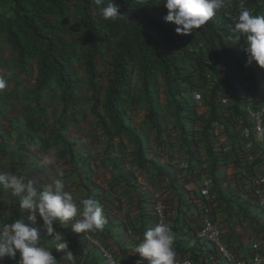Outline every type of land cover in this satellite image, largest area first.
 I'll return each instance as SVG.
<instances>
[{"label": "clouds", "instance_id": "1", "mask_svg": "<svg viewBox=\"0 0 264 264\" xmlns=\"http://www.w3.org/2000/svg\"><path fill=\"white\" fill-rule=\"evenodd\" d=\"M226 1L164 0L162 4L167 10L164 20L177 26L175 28L177 34L186 35L205 25L225 6ZM252 1L236 0V10L222 11L225 20L229 19L235 23L232 29L235 36L228 39L225 33H221L223 47L219 50L221 61L215 69V78H211V74L204 75L205 81L201 82L198 73L192 76L191 73V83L182 84L184 88L181 96L188 107L185 110L186 119L180 128L166 109L165 88L161 84L151 88L152 95L161 106L160 129L147 119L145 107L127 106L125 124L138 135L142 144L143 159L137 155L133 134L117 132L108 134L92 113L91 95L86 88L85 74L80 75V89L85 101L90 102L89 112L96 120L98 133L109 138L110 143L105 156L111 168L115 167L112 161L119 159L113 152V141L118 139L123 143L127 139L132 145V160L140 171L146 170L149 166H157L156 160L163 161L172 170L170 176L172 190L177 189L180 179L191 180L199 187L201 200L204 201L208 197L212 203L224 204L227 211L235 204L242 208L253 199L255 208L264 222V7L258 9L256 6L259 1L250 4ZM94 4L96 7L99 6V9L97 7L99 11L95 9L93 14L100 12L104 20H128L115 0H94ZM69 19L71 22H77L73 15ZM66 36L80 51L82 45L79 35L67 30ZM241 36L243 42L234 53L231 47L236 41L239 42ZM201 45L202 41L198 47ZM7 52L14 56L13 67L18 70V74L28 78L31 90L37 75L36 63L29 62V69L32 72L30 76L29 73L26 75L17 68L14 51L7 48L2 58ZM102 53L106 56L109 50L103 48ZM96 62L99 66L101 88L104 90L108 84L110 70L103 58H97ZM6 87L7 81L0 76V89ZM213 88L217 90V95L213 96L217 118H214L210 105L212 94L209 92ZM45 101L49 104L44 113L46 118L40 116L39 106L34 103L37 107L35 113L39 115L42 123L37 124L26 116L27 127L39 137L43 151H56L55 160L70 158L74 159L77 165L84 164L85 156L79 151L74 153L73 144L62 133V129L66 127L67 115L72 118L74 114L82 113L85 116L83 109L85 104L78 109L69 107L61 116L62 107L57 99L45 98L43 93L41 102ZM50 103L61 108L58 117L54 116L55 109H52ZM237 106L240 109L239 117ZM140 112L142 123L140 124L138 121L140 119L136 118L138 123L133 124V118ZM49 119H52L54 129L47 133L42 131L39 125L41 127L50 125ZM208 122L211 125L209 130ZM150 131L152 134L148 135ZM146 138L150 139L153 148L145 144ZM7 157L12 159L14 166L16 154L7 152ZM70 164H74L73 160ZM227 168L241 175L242 189L237 193H230L232 194L230 196L223 191L226 179L221 174L222 170ZM80 169L82 170L83 166ZM213 176L217 178L219 185H215ZM135 180L136 178L123 181L134 187ZM0 186L11 190L15 203L11 222L0 223V264H8V259H15L17 253L19 254L17 264H57L58 259L52 250L41 243L40 231L51 237L57 251L64 252V259L70 264H75V255L70 250L69 240L64 233L54 227L57 222L67 227L70 221H74L71 224L72 232L81 233V245L91 253L98 264H123L94 234L109 224L101 207L104 205L98 197L88 194L86 198L77 199L71 192L65 190L62 180L41 184L34 176L29 178L12 172L0 174ZM95 191L98 190L94 189ZM201 207L197 218L199 224L194 234L198 254L193 252L191 255H184L186 253L180 252L181 249L175 244L174 231L169 225V221L175 217V212L167 209L165 200L156 198L151 202L152 225L140 235H135L131 227L125 231L127 239L133 243L132 251L126 250L130 251L128 260L133 264H196L200 256L210 264H253L254 257L258 256L260 264H264L263 249L257 241H250L251 251L247 260L239 258L229 250L223 242L220 223L212 217L211 204L204 201ZM38 217L42 220L39 229L33 227ZM202 248L207 250L206 254L200 252Z\"/></svg>", "mask_w": 264, "mask_h": 264}, {"label": "trees", "instance_id": "2", "mask_svg": "<svg viewBox=\"0 0 264 264\" xmlns=\"http://www.w3.org/2000/svg\"><path fill=\"white\" fill-rule=\"evenodd\" d=\"M257 1L256 8H263L264 0ZM115 2L127 21L104 20L100 12L93 14L99 9L94 0H0V65L7 48L16 53V66L26 75L32 72L29 62L36 63L37 75L28 96L39 106L44 119L49 104L41 102L43 93L45 98H55L61 104V116L69 107L83 106L85 96L77 71L81 66L91 95L92 113L108 134H133L137 155L143 159L138 135L125 124L127 106L145 107L147 119L160 129L161 106L151 88L161 84L165 88L166 109L180 128L188 107L181 96L182 84L191 83L195 73L201 82L205 81L204 75L215 78L221 61L219 50L223 47L221 33L228 39L235 36V23L225 20L222 11L236 10L237 4L236 0H227L205 25L184 35L176 33V25L165 22L164 0ZM72 15L77 22L70 21ZM67 30L79 35L80 51L67 38ZM201 41L203 45L198 47ZM242 42L243 36L231 51L236 53ZM103 48L109 50L108 55L103 56ZM99 57L110 70L104 90L96 62ZM209 93L213 116L217 118L213 97L217 90L213 88ZM236 111L239 117L238 106ZM210 126L208 122V130ZM212 180L219 185L215 176Z\"/></svg>", "mask_w": 264, "mask_h": 264}, {"label": "crops", "instance_id": "3", "mask_svg": "<svg viewBox=\"0 0 264 264\" xmlns=\"http://www.w3.org/2000/svg\"><path fill=\"white\" fill-rule=\"evenodd\" d=\"M3 63L4 68L0 71V76L7 81V87L0 89V174L12 172L29 178L34 176L41 184L59 179L64 182L65 190L71 192L74 198H86L88 194L98 197L104 205L101 207L109 224L94 234L123 264H133L128 260L130 251L126 252L132 251L133 243L127 239L125 231L131 227L135 235H140L152 225L151 202L156 198L165 200L167 209L175 212V217L169 221V225L174 231L175 244L181 249V253H186L184 255H191L193 252L198 254L194 234L199 224L197 220L199 212L204 206L201 205L205 201L206 204H211L212 217L220 223L222 239L229 250L239 258L247 260L251 251L250 241H257L263 249L264 257V222L255 208V200L250 199L249 204L243 205V209L235 204L227 211L224 204L212 203L208 197L204 201L201 200L199 187L191 180L180 179L177 189L172 190L170 182L172 170L163 161L156 160L157 166H149L146 170L140 171L132 160V145L127 139L123 143L118 139L113 141V152L119 159L112 161L115 167L111 168L105 156L110 143L109 138L98 133L96 120L89 112L91 106L89 101L84 102L85 116L82 113L74 114L72 118L67 115L66 127L62 129V133L73 144L74 153L79 151L85 156V163L77 165L74 159L70 158L55 160L56 151H43L39 137L29 130L25 122L27 116L37 124L42 123L39 115L35 113L37 107L28 96L30 87L28 78L18 74V70L13 67L14 56L11 53L5 54ZM50 105L55 109L54 116L58 117L61 108L53 103ZM141 114L142 112L133 118V124H137L138 121L142 123ZM136 118L140 120L137 121ZM48 122L50 125L43 127L39 125V128L50 133L54 126L52 119ZM151 134L150 131L148 135ZM145 144L150 148L154 147L149 138H146ZM23 149L26 150L20 153ZM7 152L16 154L14 166L12 159L7 157ZM2 156L4 158H1ZM72 160L74 164H70ZM221 174L226 179L223 191L227 196L242 189L239 172L227 168L223 169ZM89 177L91 179H88ZM135 178L134 187L123 181ZM94 189L98 190L95 191L98 193H95ZM14 206L11 190L0 186V223L11 222ZM73 222L70 221L67 227L57 222L54 227L64 233L69 240L70 250L75 255V264H98L91 253L81 245V233L72 232ZM41 225L42 220L38 217L33 227L39 229ZM40 238L41 243L52 250L58 259L57 264H70L64 259V252L55 249L51 237L40 231ZM200 252L206 254L207 250L202 248ZM132 254L134 255L133 252ZM18 259L17 253L15 259H8V264H17ZM196 264L210 263L199 256Z\"/></svg>", "mask_w": 264, "mask_h": 264}, {"label": "rangeland", "instance_id": "4", "mask_svg": "<svg viewBox=\"0 0 264 264\" xmlns=\"http://www.w3.org/2000/svg\"><path fill=\"white\" fill-rule=\"evenodd\" d=\"M74 40V42H76V40L75 39H73ZM3 68H4V65H0V69L1 70H3ZM77 71L79 72V76L80 75H82V74H84L82 71H81V66H78L77 67ZM84 78H82V80H83ZM57 106V105H56Z\"/></svg>", "mask_w": 264, "mask_h": 264}, {"label": "built area", "instance_id": "5", "mask_svg": "<svg viewBox=\"0 0 264 264\" xmlns=\"http://www.w3.org/2000/svg\"><path fill=\"white\" fill-rule=\"evenodd\" d=\"M253 264H260V260L258 256L254 257Z\"/></svg>", "mask_w": 264, "mask_h": 264}]
</instances>
